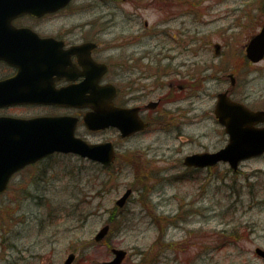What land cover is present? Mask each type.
<instances>
[{"label": "rangeland", "instance_id": "rangeland-1", "mask_svg": "<svg viewBox=\"0 0 264 264\" xmlns=\"http://www.w3.org/2000/svg\"><path fill=\"white\" fill-rule=\"evenodd\" d=\"M81 1L48 19V27L93 21L103 28L97 39L111 48L103 52L111 61L125 53L126 36H141V48L169 47L166 53L191 64L194 77L209 76L206 92L193 99L199 121L185 126L187 141L153 131L123 139L116 130L80 129L153 168L117 172L119 158L109 176L91 161L55 153L13 176L0 195V264H64L70 252L71 264H99L112 258L111 247L126 250L122 264H264L254 252L264 248V156L242 161L236 171L220 163L190 172L182 164L189 152L227 142L212 111L216 92L229 89L264 104V57L250 63L245 56L264 21V0ZM126 188L133 191L120 212L115 201ZM106 223L107 235L94 240Z\"/></svg>", "mask_w": 264, "mask_h": 264}, {"label": "flooded vegetation", "instance_id": "flooded-vegetation-1", "mask_svg": "<svg viewBox=\"0 0 264 264\" xmlns=\"http://www.w3.org/2000/svg\"><path fill=\"white\" fill-rule=\"evenodd\" d=\"M81 3V0H69L66 5L54 11L34 15L29 8L30 0H0V83L6 82L0 85V91L3 93L54 92L73 88L89 76L92 86L84 87L83 90L86 95L90 96L96 89L101 90L103 88L114 105L128 110L127 114L124 115V120H132L131 123H133L134 128L124 136L119 134L121 138H133L145 132L153 131L165 133L171 139L191 140L192 137L188 138L182 133L185 126H191L194 122L199 121L198 116L200 115L194 113L193 99L197 96L202 97L206 92V81L209 79L207 73L194 77L191 73V64H187L185 61L174 62L175 57L166 53L170 49L169 47H159V50L155 48L156 51H154L155 46L153 45L152 49L149 47L141 48V36L134 37L133 40L130 37H124L125 40H128L123 45L125 53L120 61H111L109 59L110 53L103 55L105 50L112 53L111 48L104 47L101 41L97 39V34L103 28L97 31L96 23L93 21L64 22L60 23L57 29L48 27V19L66 12L70 8L80 6ZM144 25H147L146 21H144ZM86 43L91 45L86 46ZM133 45L136 49L129 47ZM126 47H129L128 50ZM184 66H187L189 70L180 69ZM229 77L231 84H234V77L231 74ZM219 92L221 91L215 93L212 111H214L216 96ZM227 94L231 99L242 102L250 110L259 111L258 116L261 120L253 123V126L264 127L263 103L258 104L256 102L258 99L249 103L244 98H235L229 89ZM91 109H93L91 105H64L54 101L0 102V117L71 116L76 118L74 134L88 141L90 140L87 139L85 133L80 132L81 128L92 134L105 132L109 129L118 132L113 126L103 129L85 127L82 117ZM214 120L218 123L215 116ZM218 125L222 127L221 133L224 134V127L219 123ZM90 142H110L114 146V158L108 165L82 158L99 165L101 170L109 173V176H113L116 166L114 164L119 158L121 165L117 167V170L119 169L116 170L117 172L123 167L144 170L154 166L148 165V161L141 165L130 158L131 156L128 154L120 155L116 143L111 139ZM223 146L224 144L213 150L204 148L187 154L214 152ZM50 156L28 166L42 162ZM263 156L264 153L252 157V159ZM220 163L224 164L223 161H220L212 166L184 167L187 171L197 172L217 168ZM13 176H11L9 183ZM130 189L132 192L133 188ZM129 201L127 198L123 202L119 209L120 212ZM113 210L116 211L111 209L108 217L110 223L115 221L111 217ZM188 212L192 213V210H188ZM150 214L154 217L160 216V213L157 212ZM110 227L111 225H109Z\"/></svg>", "mask_w": 264, "mask_h": 264}, {"label": "water", "instance_id": "water-1", "mask_svg": "<svg viewBox=\"0 0 264 264\" xmlns=\"http://www.w3.org/2000/svg\"><path fill=\"white\" fill-rule=\"evenodd\" d=\"M30 11L39 15L64 5L67 0H30ZM247 56L258 60L264 54V25L253 36L246 48ZM89 76L73 88L54 92L3 93L0 102L54 101L64 105H91L93 110L84 115V124L90 129L116 126L121 135L133 130L132 120H124L128 110L116 107L103 88L86 95L84 87L91 85ZM6 82H2L4 84ZM80 86V89L78 87ZM1 89V86H0ZM215 115L225 125L229 141L215 153L194 154L185 158L186 164L206 165L219 159L226 160L235 168L238 161L264 151V127L256 128L253 123L260 120L259 113L253 112L243 104L231 100L226 92L218 94ZM76 118L71 116L15 118L0 117V193L6 188L10 175L28 163H32L54 151L74 152L81 156L96 159L107 165L113 158L110 143H88L74 136ZM130 193L127 189L117 200L122 204ZM108 226L101 228L95 236L99 240L107 232ZM113 258L100 264H121L126 251L113 248ZM255 252L264 259V249L255 248ZM74 255L67 256L65 264H70Z\"/></svg>", "mask_w": 264, "mask_h": 264}]
</instances>
